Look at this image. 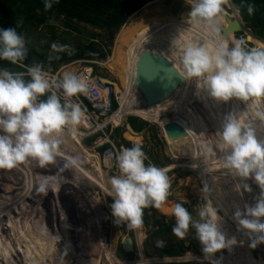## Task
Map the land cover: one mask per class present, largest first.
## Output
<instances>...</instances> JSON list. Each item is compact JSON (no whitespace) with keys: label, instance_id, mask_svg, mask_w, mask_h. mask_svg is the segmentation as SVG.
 I'll use <instances>...</instances> for the list:
<instances>
[{"label":"rangeland","instance_id":"374dc122","mask_svg":"<svg viewBox=\"0 0 264 264\" xmlns=\"http://www.w3.org/2000/svg\"><path fill=\"white\" fill-rule=\"evenodd\" d=\"M191 4L192 0H155L138 10V12L141 11L140 14H134L135 17L132 20L134 21L136 28L133 33L131 32L132 34L130 37V41H133V46H131L129 49H126L124 46L119 51V55L121 54L119 58H121L123 54H125L124 57H126V62L124 61L122 63L120 70L123 72L124 78H127L126 82L127 88L129 90H131L134 80L135 65L138 59L136 56L142 53L146 54V49L149 42H154L155 32L160 29L164 23L169 24V28L166 31L167 34L172 35L175 39L180 41L181 45L185 43L186 38L190 34L189 25L196 28L194 21L188 14ZM151 7L158 8L156 13L152 15H146L144 11H142L144 10L143 8L149 9ZM223 9L229 14L228 18L230 19L232 11H230V9H228L224 4ZM175 19L181 22L186 20L187 24L180 23V25H177L175 23ZM239 20L241 19L239 18ZM242 24L243 29L246 32L252 34L243 22ZM124 25L116 33L113 39V45L110 48V55L102 61L96 60L98 64L94 66L96 73L101 76L102 79L108 80L115 86L116 93L118 90L122 91L119 81L120 78L116 75H112L111 73L118 67L120 59L110 64L107 63L112 57L115 38L122 30ZM219 26H221L220 23ZM138 32L141 33L140 37L143 41L139 40L135 42L134 40L137 36H139ZM246 32L242 31L236 34L231 33L230 35H227L226 40L229 43V47H231V42L234 40L244 41ZM99 34L100 31L94 29L91 26L78 23L75 20H68L63 16L52 14L46 17V22L44 24L38 25L35 29L22 31L21 36H23L25 44L35 47L36 51L41 53H53L51 52L50 45L54 42L61 45L66 44L71 47L75 44L86 45L91 41V37ZM212 35L213 34H211L207 29L205 36ZM216 35L219 42L225 39L224 37L221 38L219 34ZM98 40V38L94 39V41ZM102 43L103 45L105 44V42ZM191 45L194 46L193 43H191ZM243 46L246 49H262L255 47L251 42L246 43L245 41ZM73 69L77 70L78 68L76 69L75 66ZM23 72H26L25 68H23ZM56 72H58V70ZM183 82V80L180 81V89L178 90L177 88V90L169 98L172 99L171 102L175 100L174 102L176 105L173 106L177 110H172L170 112L172 109L171 108L169 111L164 112V114L160 113L156 115V118L159 120H164L165 118L169 120L170 123H177L186 131V133L189 132L195 139L197 150L200 152L199 154L204 156L201 158L202 162L199 161L200 163L195 162L196 164H194L193 160L189 159L192 155L189 156L188 154L178 156V159L175 158L176 155L173 154L170 146H168L166 140L161 135L162 127L158 128V126L155 124L156 121L155 123L151 124L144 121L143 119L131 115L120 119L119 123L117 124L118 126L115 129L117 132L114 133V137L111 141L112 143L114 142V145L123 142L134 145L139 144L148 158L146 163H152L155 166L164 168L167 171L170 180L169 196L167 200L162 203L159 209L155 208V220L158 221V225H174V218L170 214V209L175 203H181L194 218L196 217L199 205H203L205 203V200L203 199L204 194H202V189L204 186L200 178L201 173L198 172L199 167H196L198 164L202 170L205 171L206 168L203 167V162L205 164L207 162L209 163L208 160L216 162L224 171L225 179L227 180L229 186L233 188V191H235L234 186L240 183L239 178H235L226 172L223 167V161L220 158L224 152L223 144L219 135V131L221 130V125L223 122L222 117L225 113V111H222V108L225 110H231L232 113L235 112V110H238L237 113L239 112L242 114L245 123H260V118L264 116V97H251L246 101L234 99L224 103L216 102L208 96L206 100L208 107L207 110H202L201 108L194 109L196 96L192 95L194 92H190V88L188 92H186L187 94L185 97H181L182 93L185 92V83L183 84ZM188 86H193V89L198 90L196 81L190 82ZM199 91L203 92L202 89ZM254 98H256V100L259 98L260 100V105L257 108L252 103ZM169 99L164 102H168ZM127 103L128 101L122 92V96L120 97L119 105L116 110L118 111L120 109L129 108L130 104ZM130 103L133 104L132 99H130ZM190 103L192 104L193 110L189 109L188 113L184 114L182 111L185 104ZM247 103L248 105H246ZM159 105L163 108V104H158L157 106ZM130 117H134L141 123H145L144 128L138 134V137L130 136L128 134L126 126L129 124L128 119ZM159 120L158 122H160ZM69 133H72L73 136H77L78 143L76 140L71 139L72 137L69 136ZM263 136L264 130H258L257 138L261 139ZM61 139L62 143L54 162L47 164L44 167L40 166L37 162L30 160L13 169H0V173L4 171L3 173L7 175L6 179L3 181V173L0 174V221L2 220L1 222H3H0V264H41L43 258L41 256V246L46 240L45 233L48 231V229L47 231H42L40 225H43L41 224V221L42 219H45V224L48 223L47 225L51 227L50 223L52 222V218L50 217H52V213L56 218L55 227L58 229L56 230L59 232V234L57 232L56 236L64 238V241L61 240L59 242L61 245L56 244L57 250L60 251L58 259L59 261L63 262L62 264L65 262L67 264H80L82 261H84L85 264H209V261L204 259L201 247L195 238V232L191 228L182 239L174 236L172 232L163 238L165 243L182 244V246L187 250L184 254L180 255L179 257L168 259L155 258L153 253L157 248L156 242L158 240L153 237L151 233L157 229V227L151 224L147 227L142 225L140 228L130 229L127 225V222H122L116 225L114 223V218L111 216L110 204L112 203V196L109 188H106L105 184H102V187H105L107 192L103 191L102 188H98L99 185H101L99 181L100 179L95 180L99 176L98 171L96 170L95 173L93 168L94 166L91 163L86 164L81 160V154L84 151L89 152L92 155L96 154L94 147L98 142V139H96V141H94L92 144L87 145L85 141L88 139V137H86V132L80 125L75 126V131L66 130L61 134ZM70 157L77 158L78 163L75 166H69L65 168L64 166ZM96 159L100 165V169L102 170V179L109 182V178L114 175L113 173H115L114 169L103 168L102 161L99 160L98 157ZM59 174L64 175V177L66 176L67 180H71L69 183L70 185L64 182L59 183L57 181ZM202 176H205V173ZM72 178L74 180H72ZM244 183L249 185L251 191L245 192L241 190L240 192H235L236 195L245 199L249 197L247 199V204L251 206L254 204L255 199L260 195V189L251 178H249L247 181H244ZM42 186L44 191H40ZM45 196L48 197L46 200L44 199ZM67 198H69V201H66ZM209 199L217 208V214L220 217L221 225L224 224L223 226L226 227V229L231 230V232L234 234H238L239 231L234 226V224L232 225L230 220H227L226 217H223L224 215L220 210L221 208L217 206L218 204L214 202L213 199ZM46 201L47 206H52V213L45 212L40 208V203L43 202L46 204ZM60 201L61 204L63 203L62 205L60 204ZM90 202H94L95 207L100 210V215H98L99 220H97V216L95 217L91 215ZM220 202L225 208L226 202ZM233 202L235 203V208L239 207L241 212L244 211V205H242V203L244 204V201ZM15 208L18 211L16 213V219L13 216L14 213L12 212V209ZM62 208L65 210L63 211ZM19 210H21V212ZM62 211L63 213L66 212L68 214L67 218H69V221H66L67 218H64L65 214L63 215ZM225 211L226 215L229 216V209H225ZM21 213L24 214L23 218L19 219V221L23 219L21 224L22 226L18 224L20 223L18 221V215ZM37 214L40 216H37V219H35L36 223H38V225L36 223L35 225L38 228H34L31 226L34 225L33 220ZM12 216L14 218H12ZM9 218L14 222L15 220L18 221V223L14 225L15 228L11 229V231L14 233L13 236L10 237L8 236L9 234L4 233V231L8 228L5 221ZM2 233L5 238L1 237ZM99 236L101 237L100 240L98 239ZM124 238H129L132 241V250H123L121 242ZM9 239L13 240V244H10V248H14L16 250V252L12 250L13 254L10 252L8 254L6 252L8 249L5 250L2 247L3 245L4 247L8 248L7 243L10 242ZM2 240H5V243H3ZM99 241H101L102 246L99 244ZM50 242L52 243V241ZM247 242L248 243L246 246L249 251L246 249L247 262L245 264H255L253 259H262L261 261L264 262V252L259 251L257 248L253 249L248 247L250 241ZM262 245L264 246V244ZM16 246H18V248ZM228 252L229 251L226 249L221 250L215 254L213 259L222 261V264H234V259H225V257L228 256ZM3 253L7 256L13 255L14 257L11 258L9 262H4L5 260L2 261L1 258ZM124 255H127V258H124Z\"/></svg>","mask_w":264,"mask_h":264},{"label":"clouds","instance_id":"9594fccd","mask_svg":"<svg viewBox=\"0 0 264 264\" xmlns=\"http://www.w3.org/2000/svg\"><path fill=\"white\" fill-rule=\"evenodd\" d=\"M55 2L43 0L45 10ZM223 4L224 0H192L188 14L195 24L203 25L215 36L221 31L218 25L223 18ZM253 11L254 6L249 4L248 14ZM243 45V40H234L229 47L223 39L213 48L186 44L177 47L176 52L181 58L184 77L195 80L197 89L205 91L216 102L264 97V49H246ZM50 49L67 55L75 52L71 46L55 42ZM26 57L23 36L15 28L0 29V61L15 65ZM54 58L59 56H49V60ZM53 86L62 91L66 98L63 102L51 90ZM88 90L89 84L70 71L64 72L53 85L40 63L28 66L26 72L0 68V169H13L30 160L40 166L54 162L62 143L61 134L66 130L75 131L85 115V110L70 98L86 95ZM260 121L242 124L240 115L229 113L219 131L224 148L220 157L223 167L240 180L234 190L250 192L249 185L244 183L249 178L260 189L254 204H246L243 212L237 207L232 214L238 230L248 236L249 247L253 249L264 244V140L257 138L258 130H264V116ZM147 159L139 144L121 149L115 157L118 174L109 178V190L111 216L116 225L127 222L130 229L140 228L144 209H159L169 196L167 171L152 163L146 164ZM77 163V158L70 157L64 167ZM40 191H44L43 186ZM209 191L205 185L202 189L205 203L199 205L195 218L181 203L171 207L172 234L182 239L193 229L204 259L209 264H220L213 257L221 250L231 249L235 239L226 238L221 230L217 208L208 198ZM164 243L158 240L156 246L162 248Z\"/></svg>","mask_w":264,"mask_h":264},{"label":"trees","instance_id":"16d2710c","mask_svg":"<svg viewBox=\"0 0 264 264\" xmlns=\"http://www.w3.org/2000/svg\"><path fill=\"white\" fill-rule=\"evenodd\" d=\"M153 1L155 0H56L50 9L45 10L43 0H0V29L15 28L19 35H21L24 30L35 29L38 25L44 24L46 22V17L52 14L63 16L68 20H75L78 23H83L100 31V34L91 37V41L86 45L75 44L72 46V48L75 49L73 55H67L66 53H41L36 51L35 47L25 44L27 48V57L22 63L13 65L7 61H0V68H6L11 72H23V68L27 69V67L31 66L33 63H40L43 65L46 72L55 73L61 66L70 64L77 60L102 61L110 55V48L113 45V39L120 28L124 24L126 25L133 18V13ZM230 1L235 10L229 0H224V5L232 11L231 17L235 19L238 12L241 21L255 37L253 39L250 37V42L255 47L264 49V0ZM249 4L254 6V11L251 15L247 12V6ZM143 9L144 10L142 11L149 14H153L157 10L156 7ZM228 15L229 14L226 11L223 12V18L220 21L223 28H226L224 17L228 18ZM168 28L169 24L164 23L161 28L155 32L154 42H149L147 53L154 52L156 50L159 52V50H162L163 52L165 51V55H173L181 63L180 55L176 52V49L177 47L182 48L185 44L181 45L180 41L175 39L172 35H168L166 32ZM191 30L192 27L189 28L190 33ZM244 32L246 31L244 30ZM230 34L231 33L226 34L224 38L226 39V36ZM95 38H98L99 40L94 41ZM201 40H197L193 42V44L195 45L196 42ZM102 42H105V44L103 45ZM207 46L209 48H213V46ZM50 55L53 57L59 56V59L54 58L49 60ZM178 78L179 81H184L183 84L185 83V91L189 90L188 84L195 81L184 77L182 68L181 74ZM25 79H28V77L25 76ZM44 98L46 97H42L41 99ZM116 108L117 104L114 103L113 110H116ZM128 123L136 133L140 132L144 128L145 124L141 123L134 117H130L128 119ZM95 139L96 136L88 138L85 143L90 145L95 141ZM123 143L127 148L134 145L126 142ZM105 149L106 146L99 149L98 152L101 153ZM155 214V208L149 207L144 209L143 225L146 227L151 224L155 225L157 229H155L151 235L157 240H163L166 235L172 232L173 225H158V221L155 220ZM18 224L21 226V222ZM9 233L13 234L14 232L9 231ZM3 238H5V236ZM10 244L12 245L13 243L10 241L7 243L8 248L5 247V250L8 249L6 251L7 253L15 250L14 248H10ZM186 251L187 250L182 246V244L164 243V247L156 248L153 256L158 259H168L179 257ZM5 256L7 257L6 254ZM123 257L127 258V255H124Z\"/></svg>","mask_w":264,"mask_h":264},{"label":"bare ground","instance_id":"6f19581e","mask_svg":"<svg viewBox=\"0 0 264 264\" xmlns=\"http://www.w3.org/2000/svg\"><path fill=\"white\" fill-rule=\"evenodd\" d=\"M231 19V17H230ZM175 23L177 25H180V23H184V24H187V21H178L175 19ZM141 27V26H140ZM192 26L189 25V28H191ZM195 27H192V30H191V33L188 35V37L186 38L185 40V45L186 44H191L197 40H201V41H198L195 43L194 46H199L201 44H204V45H210V46H215L217 43H219L218 41V38H217V35H212V36H205L206 34V28L203 26V25H197L195 24ZM136 28V25H134V21H129L122 29V31L120 33L117 34L116 38H115V41H114V47H113V52H112V57L111 59H109L108 63L107 64H110V63H113L115 61H118V59H120V63L118 65V67L112 71V75H116L117 77L120 78V85H121V88H122V91H119L117 92V97L118 99L120 100V97L122 96V92L124 94V97L127 99L128 103L130 104V107L129 108H126V109H120V110H116L117 112H115L113 114V116L110 118L109 122L113 123L114 125H117L120 121V119H123L125 116H128V115H131V116H134V117H137V118H140V119H143L144 121L148 122V123H155L156 121V125L158 126V128H161L162 127V131H161V135L163 136V138L166 140L168 146H171L172 144H175L177 147L175 149V152L178 154V156H181V155H185V154H188L190 156L189 159L193 160V163L196 164L197 162L200 163L199 161L202 162L201 158L204 157L202 156L201 154H199L200 152H198L197 150V144L195 142V139L191 136V134L189 132H187L186 134V138L184 139H181V140H178V141H174V142H170L167 140L166 136L164 135V127L165 125H168L169 120L165 119L164 120H159L156 118V115L160 114V113H163L164 112H167L170 110V112L172 110H177L176 108H174V106L176 105L175 104V100L173 102H171L172 99H169L168 102H163L161 104H163V108L162 106H153V107H145V108H142V109H139V108H136L135 106H133L131 103H130V99H129V94H130V91L128 88H127V82H126V79L124 78V75H123V72L120 70V67L122 65V63L125 61L126 57H124L125 54H123V56L121 58L120 55H119V51L122 47L125 46L126 49H129L131 46H133V41L131 42L130 41V37H131V34L134 32ZM226 28H227V24H226ZM132 32V33H131ZM139 33V36L136 37V39L134 40L135 42L136 41H139V40H142L140 35L141 33ZM229 33H233L232 31H228L226 34H229ZM225 34V35H226ZM138 35V34H137ZM224 35V36H225ZM135 37V36H134ZM223 36L221 35V38ZM248 40L250 41V37H248ZM143 41V40H142ZM142 43V42H141ZM143 44V43H142ZM145 44V43H144ZM138 48V47H137ZM125 49V50H126ZM124 50V49H122ZM143 50V49H142ZM160 52V53H159ZM156 50L154 52H150V53H147V54H150V58L153 59V60H157L156 63H159V65L163 68H169L171 69L173 72H174V75L176 77H179V75L181 74V63L179 62V60H177L173 55H170V54H167L165 55V51L163 52L162 50ZM125 53V52H124ZM139 53V51H138ZM137 54V52H136ZM133 55V54H132ZM139 56V54H138ZM138 56H136L138 58ZM135 57V56H133ZM136 59V58H135ZM126 62V61H125ZM135 65V64H134ZM107 66V65H106ZM110 66V65H109ZM132 69V67H131ZM181 85L179 84L178 86V90L180 89ZM193 87V86H192ZM192 87H189L190 88V92H194L192 95L193 96H196L195 98V102H194V109L195 108H201L202 110H207L208 107H207V93L205 91L203 92H200L199 90H196V89H193ZM116 91V90H115ZM185 92L182 93L181 97H185V95L187 94ZM178 93V91H177ZM177 96V95H176ZM137 99L139 98V96L137 95L136 96ZM173 98V97H172ZM194 98V97H193ZM177 99V98H176ZM198 99V100H197ZM119 100H118V105H119ZM258 100V101H257ZM254 98L253 100V104L254 106L257 108L259 105H260V100L259 98ZM170 101V102H169ZM187 102V101H186ZM127 103V104H128ZM189 103V102H188ZM258 104V105H257ZM174 105V106H173ZM248 105V103L246 104ZM188 107V108H187ZM122 108V107H121ZM178 108V107H177ZM190 110H193L192 109V104H185L184 106V109H183V113L186 114L188 113V111ZM222 111H225L222 119L224 120V118L229 114V113H232L231 110H228V109H224L222 108ZM238 110H235V112H233L232 114H235V115H240V120H241V123H245V120H244V117L242 116L241 113H237ZM214 112V111H213ZM167 115V114H165ZM169 115V114H168ZM158 120L160 122H158ZM178 125V124H177ZM184 130V129H183ZM185 131V130H184ZM186 132V131H185ZM130 136H134V137H138L139 135H135V134H131V133H128ZM188 135V136H187ZM69 136L72 137L71 139H74L77 141L78 143V139H77V136H73L72 133H69ZM261 140H264V136L261 137ZM80 142V140H79ZM78 145V144H77ZM75 150V149H74ZM85 150V149H84ZM174 152V151H173ZM82 157H81V160L83 162H85L86 164L87 163H91L94 167V170H95V173H96V170L98 171V178H96L95 180H99L101 185H99L98 188H102L103 191H106V188L108 187L110 189V185H109V182L107 181H104L102 179L103 176L102 175V170L100 169V165L97 161V159L95 158L94 155L90 154L89 152H83L82 154ZM178 156H174L175 158H179ZM173 157V156H172ZM182 158H185V157H182ZM214 160V159H213ZM209 163L207 162L206 164L203 162V167L206 168V170H202V168L199 166V164L196 166V167H199L198 169V172L201 173L202 175L205 173V176H202L200 174V178H201V181L203 183V186L207 185V187L209 188V194H208V197L213 199L214 202H216L218 205L219 208H221V212L222 214L224 215L223 217H226L227 220H230L232 222V225L234 224V226L237 228V224L235 223V221L232 219V214L234 212V210L236 209L235 208V203L233 201H244V204L242 203V205H246L247 204V199L243 198V197H240L238 195H236V192L233 191L232 187L229 186V184L227 183V180L225 179V173L224 171L222 170V168L216 163V162H213L212 160H208ZM80 162V161H79ZM191 162V161H190ZM196 162V163H195ZM36 164V163H35ZM189 165V163H188ZM192 166V165H191ZM44 167V166H43ZM39 168V167H38ZM188 168V167H187ZM45 169V168H44ZM190 169V168H189ZM49 170V169H48ZM68 171V170H67ZM4 172V171H3ZM3 172H1L0 174H2ZM15 172V171H14ZM86 173V172H85ZM104 174V173H103ZM15 175V174H14ZM189 175V174H188ZM9 176V175H8ZM58 176V175H57ZM96 176V175H95ZM94 176V177H95ZM106 176V175H105ZM104 176V177H105ZM3 177V181L6 179L7 175L3 173L2 175ZM11 178V177H9ZM76 178V176H75ZM188 178V177H186ZM8 179V178H7ZM77 179V178H76ZM101 179H102V182H101ZM1 180V181H2ZM72 180H74L72 178ZM71 181V180H70ZM69 180L66 179V176L64 177V175H60L59 174V177H58V182L61 183V182H64V183H70ZM49 182V181H48ZM188 182V180H187ZM102 184L106 185V188L105 187H102ZM70 185V184H69ZM1 186V185H0ZM80 189V188H79ZM69 190V189H68ZM83 190V189H82ZM64 193V192H63ZM203 194V193H202ZM202 196V195H201ZM86 197V196H85ZM257 197V196H256ZM259 197V196H258ZM48 197L45 196V200L47 199ZM53 198V197H52ZM204 199V198H203ZM65 200V199H64ZM53 201V200H52ZM56 201V200H55ZM66 201H69V198L66 199ZM220 201H225V208L222 206L221 202ZM254 201V200H253ZM44 202V201H43ZM40 203L41 209H43V211L45 212H50L52 213V206L51 205H48L47 206V201H46V204L45 203ZM49 202V200H48ZM51 203V202H50ZM56 203V202H55ZM60 204H61V201H60ZM63 204V203H62ZM61 204V205H62ZM18 205V204H17ZM33 205V204H32ZM248 205V204H247ZM65 206V204H64ZM63 206V207H64ZM48 207V208H47ZM20 208V207H19ZM90 210H91V215L92 216H97V220H99V216L100 215V210H98L96 207H95V203L94 202H90ZM71 209V208H70ZM225 209H229V216L226 215V211ZM13 213H14V217L16 219V213L18 212L15 209H12ZM23 210V209H21ZM21 210H19L21 212ZM63 210V208H62ZM65 210V209H64ZM63 210V211H64ZM56 211V210H55ZM59 211V210H58ZM61 211V210H60ZM62 211V214L64 215L65 214V217L64 218H67L68 214L65 212L63 213ZM24 212V211H23ZM41 212V211H40ZM25 213V212H24ZM59 213V212H58ZM220 213V212H219ZM39 214V213H38ZM36 215L34 217V220H33V223L34 225H32L31 227H36L38 228L35 223H36V220L37 219V216L39 215ZM43 214V213H42ZM45 214V213H44ZM8 215V214H7ZM23 215L24 214H20L18 215V221L19 219L23 218ZM48 215V214H47ZM46 215V217H47ZM12 216V217H13ZM49 216V215H48ZM11 217V215H10ZM13 217V218H14ZM40 217V216H39ZM42 218V217H41ZM45 218V217H43ZM52 222L50 223L51 224V227H49V225L45 224V219L43 220L42 219V223L43 225H40L41 226V229L42 231L43 230H46L48 229V231L45 233V237H46V240L44 242V244L41 246V256L43 257L42 258V263L41 264H51V263H56V264H62L63 262L60 261L59 263V255H60V251L57 250V246L56 244H59V242L62 240L64 241V238L62 237H59V236H56L57 234V227L56 224H55V216L54 214L52 213ZM225 219V218H224ZM225 219V220H226ZM264 219V218H263ZM23 220V219H22ZM21 220V221H22ZM48 220V219H47ZM50 220V219H49ZM13 221V220H12ZM18 221L15 220V223H18ZM19 221V222H21ZM66 221H69V218H67ZM14 222V221H13ZM38 225V223H36ZM224 225V224H223ZM223 225H221V222H220V227H221V230L225 233V236L226 238H234L235 239V244L231 247V249H226L228 250V256L225 257L226 258H232L234 259V264H245L247 262V252H246V249L248 250L246 244L248 243L247 241H250L248 236L243 232V231H239L238 234H234L233 232H231V230H228L226 229V227H224ZM230 225V224H229ZM231 226V225H230ZM60 227V226H59ZM231 228V227H230ZM57 229V230H56ZM238 229V228H237ZM40 233V232H39ZM59 234V232H58ZM31 235V234H30ZM61 235V234H60ZM73 235V234H72ZM65 237V236H63ZM68 237V236H67ZM98 239L100 240L101 237L99 236ZM31 240V239H30ZM52 241V243L50 242ZM250 243V242H249ZM99 244L102 246V243L101 241H99ZM61 245V244H59ZM249 247V246H248ZM30 248V247H28ZM259 251L261 252H264V246L262 244L260 245H257L256 247ZM33 250V249H31ZM43 250V251H42ZM249 251V250H248ZM65 257H66V253H65ZM262 258V257H261ZM222 260V259H220ZM262 259L260 260H254L253 259V262L255 264H264L263 261H261ZM219 261V260H218ZM226 261V260H225ZM84 261H82L80 264H85V262L83 263ZM221 264H222V261H219ZM64 264H67L66 262Z\"/></svg>","mask_w":264,"mask_h":264},{"label":"built area","instance_id":"2783aa9c","mask_svg":"<svg viewBox=\"0 0 264 264\" xmlns=\"http://www.w3.org/2000/svg\"><path fill=\"white\" fill-rule=\"evenodd\" d=\"M74 63L79 65L74 74L89 84V90L86 95L70 98L71 102L78 103L85 110L84 118L78 125L86 132V137L91 138L96 136L98 142L94 147L96 153L94 155L95 158L98 157V159L102 161L103 168L114 169L115 173L113 174L117 175L118 170L116 168L115 157L121 149L127 147L124 143L114 145V142H111L114 137L115 129L118 126L109 122L110 118L115 113V110H113L114 103L118 105L115 86L111 82L104 81L102 77L96 73L94 69V66L98 64L96 61L77 60L74 61ZM47 73L48 79L53 82V85L55 82H58L61 77L57 72ZM51 90L57 92L62 102L66 99L61 90L56 89L54 86ZM104 146H106V149L99 153L98 150Z\"/></svg>","mask_w":264,"mask_h":264},{"label":"water","instance_id":"95a60500","mask_svg":"<svg viewBox=\"0 0 264 264\" xmlns=\"http://www.w3.org/2000/svg\"><path fill=\"white\" fill-rule=\"evenodd\" d=\"M224 19L227 28L218 25L221 30L219 33L223 37H225L224 35L228 31H232L233 34L244 31L243 24L241 20H239L238 12L235 19L233 17H231V19L224 17ZM248 37H251V39L255 38L252 34L247 32L245 36L246 43H250ZM156 61L157 60L150 58V54L145 53L140 54L136 61L134 80L129 94V98L133 100L132 105L136 108L142 109L145 107H153L163 103L172 96L180 84L179 78L174 75V72L171 69L161 67ZM103 80L109 82L108 80ZM137 95L139 96L138 99L136 98ZM126 129L128 133L136 135V132L133 131L129 124L126 126ZM163 130L164 135L170 142L186 138L187 133L181 126L177 125V123L165 125ZM176 147L175 144H172L170 149L172 152L174 151V155L178 156L175 152ZM121 244L123 250H132L133 243L129 238H124Z\"/></svg>","mask_w":264,"mask_h":264},{"label":"crops","instance_id":"0c3cea01","mask_svg":"<svg viewBox=\"0 0 264 264\" xmlns=\"http://www.w3.org/2000/svg\"><path fill=\"white\" fill-rule=\"evenodd\" d=\"M157 10H158V8H157ZM156 10V11H157ZM140 14L141 12H135V13H133V18L135 17V15L134 14ZM146 15H152V14H149V13H147V12H144ZM156 13V12H155ZM154 14V13H153ZM132 18V19H133ZM131 19V20H132ZM135 25V24H134ZM123 29V28H122ZM137 42V41H136ZM147 50H148V46H147V49H146V54H147ZM76 66V69L79 67V65H77V64H75L74 62H72V63H70V64H67V65H64V66H61L59 69H58V74H59V76H62V74L64 73V72H66V71H70V72H75L76 70H74L73 68ZM134 131V130H133ZM142 131V130H141ZM140 131V132H141ZM140 132H138V133H136V135H138ZM58 181V180H57ZM13 218V217H12ZM2 221V220H1ZM0 221V222H1ZM22 222H23V220L21 221V224H22ZM1 223H3V222H1ZM5 223L7 224V226H8V228H7V230H5L4 231V233H6V234H9L8 236L10 237V236H13V234H10L9 233V231H11V229H13V228H15L14 227V225H16V223L15 222H13L12 220H10V218L9 219H7L6 221H5ZM22 226V225H21ZM11 232H13V231H11ZM5 234V235H6ZM1 237L3 238L4 236H3V233L1 234ZM21 237V236H20ZM13 239V238H12ZM12 239H10V241H11V243H13L12 241ZM15 239V238H14ZM3 241V243L5 242V240H2ZM2 247L5 249V247L2 245ZM17 248H18V246H17ZM13 251H15L16 252V250H13ZM13 251H9L10 253H12L13 254ZM9 252H8V254H9ZM14 256L12 255V256H5V254L3 253L2 255H1V258H2V261H4V262H9L10 260H11V258H13ZM10 258V259H9Z\"/></svg>","mask_w":264,"mask_h":264},{"label":"flooded vegetation","instance_id":"af4514ba","mask_svg":"<svg viewBox=\"0 0 264 264\" xmlns=\"http://www.w3.org/2000/svg\"><path fill=\"white\" fill-rule=\"evenodd\" d=\"M218 34H219V36H221L220 33H218ZM244 41H245V40H244Z\"/></svg>","mask_w":264,"mask_h":264}]
</instances>
